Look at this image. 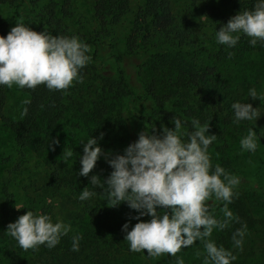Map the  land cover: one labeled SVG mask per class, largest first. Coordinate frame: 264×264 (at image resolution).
<instances>
[{"label":"trees","instance_id":"obj_1","mask_svg":"<svg viewBox=\"0 0 264 264\" xmlns=\"http://www.w3.org/2000/svg\"><path fill=\"white\" fill-rule=\"evenodd\" d=\"M188 1L200 4L205 0ZM217 2L218 7H208L204 13L212 29L208 45H217L216 31L240 11L252 10L256 0ZM40 3L41 0H0V8L11 7L17 18L32 21L40 26L41 31L53 36H76L87 44L91 48L92 63H88L81 70L82 82L88 80L92 71L100 72L106 66L103 53L113 47L108 38L130 11L129 0H92L89 17L86 15L88 23H78L69 0L52 1L44 5ZM6 29L0 14V36L6 37ZM239 45L249 46L248 50L254 49L256 52L264 51V46L259 43L252 47L244 35H241L236 46ZM236 46L229 50L234 51ZM204 49L206 46H197L189 38L188 29L178 27L171 0H144L135 13L132 30L126 41V51L111 56L113 64L120 68L117 77L113 78L110 73L105 72L104 77H97L99 88L97 86L94 89V95L89 92L90 86L88 90L77 85L62 91H49L44 85H39L34 90L25 88L23 91L26 100L20 111L12 114L7 108L5 86H0V127L10 135L14 154L19 159L18 165L32 162L36 158L42 159V165L46 169L41 181L42 194L45 197L57 195L59 197L56 198L60 199L58 215L47 212L43 205L37 209L32 201L25 209L17 210L13 204L14 196L9 195L8 189L1 185L0 245L5 251V264H121L111 254L123 242V225H119L117 221L109 224L102 212L97 211L99 206H108L105 199H96L100 196L94 195L95 197L83 202L78 200L85 187L95 191L90 184L92 175L104 180L112 172L102 156L88 177L78 175L81 168L79 159L83 155L82 143L90 137L97 139L98 146L105 154L122 155L124 149L134 143L142 131H147L150 135H160L163 127L174 130L171 121L176 117L182 121V130L189 133L193 131V118L198 119L201 125L209 124L208 134L217 136L216 141L209 146V156L221 153L228 130L239 126L260 127L262 131L257 140L264 145V99L253 100L248 94L236 97L228 91V86L216 66L197 67L196 53ZM130 60L139 69V74L144 71L146 75L145 82L136 94L121 70V65ZM86 94H89L91 100L83 99ZM257 94L264 97V93ZM72 95L79 98L71 99ZM68 101L72 107H69ZM237 101L249 103L254 109L258 108L259 118L234 124L231 104ZM147 106L151 112L148 116L144 115ZM24 108L28 109L27 115H21ZM116 114H120L121 119L126 118L120 126L110 124ZM71 115L84 122L85 129L79 128L84 134V140L77 135L65 133L67 119ZM133 119L137 127L135 129L128 125ZM111 128H116V133ZM53 141L59 143H52ZM64 148L73 152L68 160L62 155ZM233 191L235 194L249 196L245 197L249 201L253 199L264 205L262 188L242 186ZM103 197L106 196L103 194ZM240 199L241 197H233L232 203L227 206L232 213L228 227L224 230L214 229L212 233V240L226 250L230 241L233 243L232 234L237 229L244 225L246 228L256 225L251 209ZM207 204L215 218L218 210L224 208L223 201L209 200ZM29 210L34 214L49 215L53 223L59 220L70 224L71 231L52 249L41 245L36 250L25 251L6 231L8 224L14 223ZM216 219L223 221L225 218ZM78 227L83 230L81 235L77 232ZM73 236L80 237L78 251H72ZM115 244L116 247L112 249ZM194 246L201 250L203 248L200 241L195 242ZM191 247L182 248L177 256L183 259L184 264H202L203 256L189 254ZM262 256L264 261V254ZM153 264H176V261L174 257L165 254L162 261L158 260Z\"/></svg>","mask_w":264,"mask_h":264},{"label":"clouds","instance_id":"obj_2","mask_svg":"<svg viewBox=\"0 0 264 264\" xmlns=\"http://www.w3.org/2000/svg\"><path fill=\"white\" fill-rule=\"evenodd\" d=\"M241 35L248 38L252 47L258 43L264 46V0H256L252 10L240 11L231 17L216 31L215 40L219 45L233 48ZM89 52V46L76 36L38 33L23 23H16L6 37L0 36V86L34 90L44 85L49 91L66 90L73 82H82L80 72L91 60ZM248 96L253 100L264 99L255 88L249 89ZM231 109L233 123L237 125L259 118L258 108L249 103L237 101L231 104ZM27 111L24 108L21 115H27ZM171 123L174 130L163 127L160 135L142 131L122 155L105 154L97 139L90 137L82 143L78 175L88 177L103 156L112 172L104 180L92 175V188L102 189L112 207L126 203L138 213L132 219L150 217L146 222L136 223L130 231L129 223L123 225L129 251L145 254L147 250V257L151 259L168 254L175 258L176 264H184L177 253L200 241L204 249L202 264H232L236 256L217 246L211 236L214 229L228 227L232 213L227 206L232 203L233 190L240 179L219 164L213 167L208 149L217 136L208 134L209 124L201 125L193 118V131L189 133L182 130L180 119L174 117ZM257 147V133L249 129L240 139V148L254 153ZM62 155L68 160L73 152L64 148ZM96 194L85 187L78 200L87 201ZM209 200L224 202L223 221L210 213ZM70 231V224L59 220L53 223L49 215L29 210L8 224L6 234L27 251L41 245L52 249ZM245 235L246 225L232 234L234 248L242 250ZM79 240V236L72 237V251L79 250Z\"/></svg>","mask_w":264,"mask_h":264},{"label":"rangeland","instance_id":"obj_3","mask_svg":"<svg viewBox=\"0 0 264 264\" xmlns=\"http://www.w3.org/2000/svg\"><path fill=\"white\" fill-rule=\"evenodd\" d=\"M52 1L58 2L59 0H41V3L44 5ZM69 1L75 15L77 16L78 23H88L86 15L89 17L92 0ZM143 3L144 0H129L130 11L123 17L119 26L114 29L112 35L108 38L113 47L112 49H109L108 52L103 53L106 60V66L101 69L103 72L92 71L87 81L73 82L71 88L80 85L83 89L88 90V87L90 86L91 89L89 92L94 95V89L99 83L97 77H104V72L110 73L113 78L117 77L120 68H117V66L113 64L111 56H117L126 51V41L132 30L135 13ZM171 3L178 27L188 29L189 38L193 39L197 46L201 47L202 44L206 46V49L199 53L197 52L198 54L196 53V55H198L197 67L205 68L216 66L217 70L222 75L225 84L228 86V91L236 97L238 95L248 94L250 88H255L257 93H264V51L256 52L253 51L254 49L248 50L249 46L241 45L236 46L237 48L234 51H230L227 46L221 47L219 44L208 45V39L212 35V29L211 23L204 13H206L205 10L208 7H218L217 0H205L200 4H192L188 0H171ZM0 14L7 26V34L11 28L16 26V23H23L33 31L42 32V29H40L38 24L28 21L27 19L22 20L17 18L11 7H1ZM161 40L162 42L164 41L163 38ZM88 54L91 56L92 52H89ZM89 63H92V61L90 60ZM121 66V70L124 71L125 78H127L132 91L135 94L138 93L141 84L146 80L145 72L143 71V73L139 74V69L135 68L134 63H132L131 60L126 61ZM5 91L8 110L12 114L18 113L26 100V94L23 89H19L15 85H13L12 88L5 86ZM88 95L89 94L84 95L83 99L91 100V97ZM77 98H79V96H71V99ZM68 104L69 107H72L70 101H68ZM150 113L148 107L144 115L148 116ZM120 116V114L114 115V119L110 121V124L113 126H120V124L123 123L122 120H126V118L121 119ZM78 119L79 118H75L74 115L68 116L65 133L67 135H77L79 139L84 140V134L81 133L79 128L85 129V124L82 120ZM128 125L130 128L135 129V120L133 119L132 121H129ZM74 126L78 128H74ZM249 129H253L257 133V136L262 131L257 125L230 128L226 135V142H223L224 149L222 152L215 153L212 156L210 155L212 165L215 166L219 164L228 173L235 175L240 179L239 185H237L234 190L241 188L242 186L264 189V145L257 140L258 147L254 153L244 151L240 148V139L247 135ZM111 131L116 133V128H111ZM215 147L216 145H214V148ZM13 154L14 151L10 135L0 127V187L1 185L3 187L5 186L8 189L9 195L12 194L14 196V207L25 209L27 204L32 201L37 205V209L43 205L47 212L58 215L60 199H57L56 197L59 196L47 195L45 197L42 194L41 181L43 173H45L46 170L45 166L42 165V159L36 158L32 162L28 161L26 164L19 166V159ZM95 191L97 192L95 196H100L96 197V199H105L107 202V198L103 197L102 189L97 187L95 188ZM234 197H241V202H245L247 207L251 209L253 221L256 225L246 228L247 230L242 250L234 248L231 241L230 243L226 242L229 243L227 250L232 251L233 255L236 256V260L233 261L232 264L240 262H246L247 264H264V261L262 260V255L264 254V205L256 203L253 199H251V201L245 199V197H249L247 195L237 193ZM99 207L100 209L97 211L102 212L103 217L109 221V224L115 223L116 221L119 225L129 223V231L136 223L141 221L146 222L150 219V217H142L139 221L132 219V217H135L138 213L129 209L126 203H122L117 207H112L110 204L106 207ZM222 209L223 208H220L218 210L216 218H225ZM157 210L160 211V209ZM1 216L2 212H0V217ZM58 217H61V215ZM77 230H79L77 232L81 235L83 232L81 227ZM125 235L126 234L123 232V242L121 245H118L117 249L115 251L113 250V253L111 254V257L116 259V261H119L121 264H153L158 260L162 261L165 255L151 259L147 257V250H145V254L129 251L128 243L124 240ZM115 247L116 244L112 249ZM4 252L2 245H0V264L6 263ZM193 253H196L197 255L199 254L202 257L204 249L202 248L201 250L198 246L193 245L189 254L191 255ZM199 262L201 263V260Z\"/></svg>","mask_w":264,"mask_h":264}]
</instances>
